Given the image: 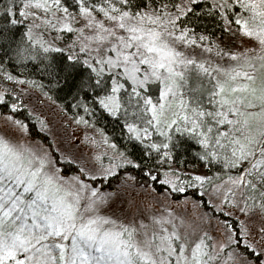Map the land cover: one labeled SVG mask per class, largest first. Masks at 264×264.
Listing matches in <instances>:
<instances>
[{"label":"snow or ice","instance_id":"snow-or-ice-1","mask_svg":"<svg viewBox=\"0 0 264 264\" xmlns=\"http://www.w3.org/2000/svg\"><path fill=\"white\" fill-rule=\"evenodd\" d=\"M0 107V264H264V0H4Z\"/></svg>","mask_w":264,"mask_h":264},{"label":"rangeland","instance_id":"rangeland-1","mask_svg":"<svg viewBox=\"0 0 264 264\" xmlns=\"http://www.w3.org/2000/svg\"><path fill=\"white\" fill-rule=\"evenodd\" d=\"M28 103V109H31L33 115L39 116L41 119L45 120L50 131H46L50 140H56L58 143L67 144V142L74 137H82L84 134V129L82 126H77L73 121L69 119L70 115H64L60 112V108L55 103L47 100L45 97L40 95L39 93H35L31 96V98H26ZM3 114L0 112V126L3 124ZM18 119V118H17ZM39 122V120H38ZM40 123V122H39ZM91 135L92 133L89 132ZM36 141H40L38 139L33 138ZM42 142V141H40ZM46 144L45 142H43ZM87 151V149H84ZM189 170H192V165L187 167ZM189 202L187 207L184 208L180 206L179 202L183 201L184 198L177 201L175 205L177 210L182 214L189 217V219H195L196 216L199 215L201 211H204L203 208L194 209L195 200L188 197Z\"/></svg>","mask_w":264,"mask_h":264},{"label":"trees","instance_id":"trees-1","mask_svg":"<svg viewBox=\"0 0 264 264\" xmlns=\"http://www.w3.org/2000/svg\"><path fill=\"white\" fill-rule=\"evenodd\" d=\"M3 2L4 0H0V4H2ZM203 23L209 29L213 26V22L211 21L210 18H204ZM51 95L55 99L56 104L59 106H66L68 103L71 102L70 98L68 100H65V92L53 91ZM0 112H2L5 115L10 114L7 109H4L2 107H0ZM27 113H28V109H25L23 112L17 113L15 115H16V118L24 120V122L29 125V131H30L32 138L38 139L47 144L50 141V138L47 135V132L46 131L41 132L40 131L41 125L38 122V120L35 119L34 115L33 117H29ZM73 114H74V110H71V109L68 110L67 115L72 116ZM97 115H98L97 127L103 129L105 133L108 136L112 137V139L115 142H117L118 144L121 143L122 142V138L120 136L121 128L119 127L118 123L112 120V118L107 117L106 115H100L99 111ZM191 165H192V161L188 160L186 164L178 165V167H189ZM134 174L138 176V179H141V180L143 179V177L140 176L138 172ZM112 186L115 187V183H113ZM156 187L159 190V185H156ZM185 195L194 199L195 201L200 199L198 196V193H196L194 189H189L188 193L186 194H177L174 199L176 201L181 200L182 198L185 197ZM203 209L204 211H208V209L206 208H203Z\"/></svg>","mask_w":264,"mask_h":264}]
</instances>
